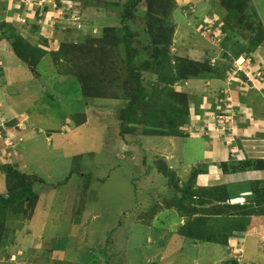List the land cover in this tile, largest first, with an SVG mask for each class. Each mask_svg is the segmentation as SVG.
Returning a JSON list of instances; mask_svg holds the SVG:
<instances>
[{"label": "rangeland", "instance_id": "1", "mask_svg": "<svg viewBox=\"0 0 264 264\" xmlns=\"http://www.w3.org/2000/svg\"><path fill=\"white\" fill-rule=\"evenodd\" d=\"M116 1L125 0H12L0 4L4 12L0 24L11 23L4 27L9 37L0 38V100L20 111L32 106L41 112L39 118L32 115L22 121L23 126L30 122L37 127L36 137L28 135L19 142L24 135L17 136L0 166L3 161L5 166L18 160L23 171L46 182L37 186L40 199L36 206H31L36 197L27 202L31 211L24 217L17 241L13 236L2 245L4 238L0 237V264H264V191L254 190L253 182L246 185L247 190L251 186V195L258 194L257 214H232L227 207L244 204L250 197L228 199L225 210L219 209L225 190L221 192L223 185H217L218 173L234 172L211 167L218 162L208 157L212 165L194 179L195 192L184 193L193 181L192 169L199 166L194 163L201 162L196 160L201 154L204 157V147L209 149L204 138H216L224 129L229 136L223 139L232 147L233 157L257 161V169L251 170H264V125L258 124L264 120V39L246 54L250 40L260 27L264 29V0H246V11L240 10L237 0H143L144 9L135 10L124 21L120 20L123 9L112 5ZM163 2L168 3L167 10L159 9ZM8 6L23 12H16L18 20L7 17ZM229 15H233L230 21ZM154 16L161 19L158 27L170 36L167 48L173 64L176 55L200 59L205 50L212 65L187 70L188 77L174 85L175 91L187 92L196 102L179 127L188 136H151L138 130L122 137L120 113L138 80L130 73L124 37L117 38L114 27L121 34L127 33L124 27L133 33L134 64L144 87L151 89L159 82L147 48L151 37L146 32L151 29L149 23L154 25ZM204 21L220 23L213 30L218 39L208 40L200 34ZM18 33L33 47L67 53V58L58 63L47 56L36 71L19 62L22 66L14 70V76L21 81H14L12 66H7L8 58L5 61L2 55L14 53L10 39L15 40ZM71 45L85 47L88 58L84 55L82 60L74 52L71 56L76 58L69 59ZM147 63L149 67L143 69ZM12 86L19 95L6 91ZM2 109L13 108L6 104ZM219 115L230 117L231 124L217 127ZM9 123L10 130L17 125ZM164 162L177 179L171 181L162 172ZM203 175L207 177L202 182ZM201 186L215 188L219 194L209 206L197 202L196 189ZM173 201L187 207L183 211L189 215H183ZM192 207L195 210L190 211ZM208 207L211 211L206 214L203 211ZM221 210L224 216L219 215ZM229 217L232 225L226 226ZM241 221L243 232L236 228ZM198 223L204 224L203 230L208 227L218 235L224 233L227 244L204 242ZM233 225L236 229L231 231ZM55 253L62 256L55 258Z\"/></svg>", "mask_w": 264, "mask_h": 264}, {"label": "trees", "instance_id": "2", "mask_svg": "<svg viewBox=\"0 0 264 264\" xmlns=\"http://www.w3.org/2000/svg\"><path fill=\"white\" fill-rule=\"evenodd\" d=\"M237 1H238L237 2L238 6L240 5L241 11H244L249 6L246 0H237ZM113 4L115 6L121 7V10L123 9L122 12L120 13V18H121L120 20L122 21L126 20V18L130 19L135 10H138L139 8L144 9L145 7L143 4V0H125L123 2L116 1L112 3V5ZM167 4H168L167 2L165 3L163 2V4L159 5V9L163 8L164 10H167ZM149 9L147 10L148 12L147 15L150 14ZM230 12L234 14V10ZM232 17L233 15L231 16L229 15V21L231 20ZM147 21L149 23L148 19ZM154 21H155L154 25L152 22L149 23L151 25V29H147L146 32L147 36L151 37V43L148 45L147 48L151 54V57L154 58V62H152V64L153 66H155L154 73L155 75L158 76L159 82L155 83L151 87V89L150 87H146L147 89L144 87V85L142 84L143 76L137 70L138 67L134 64L133 47L131 42V36L133 35V33L130 32V30L127 27L126 28L124 27L127 33L121 34L120 30H117L118 28L114 27L115 36L117 38H120L121 36L124 37V41L126 42V50L128 52V64H129L130 73H132V75H135L138 80L134 92H130L127 95L129 101L126 104V106L121 110L120 113L119 126H120V135L122 137H124V135L126 134L129 133L131 134L138 130H140L141 134H148L151 136L152 135L173 136V137H183V136L185 137L186 135L188 136V133H185V131H181L179 127L185 123L186 118L189 116L190 107L195 105L194 107L196 108V102L191 101L187 92L175 91L174 85L183 82V80L188 77L187 70L189 71L195 68H199L200 66L208 67L212 65L210 54L205 50H202V53L200 55L201 57H199L200 59H194L190 56H187V54L184 56L176 55L177 58L176 64H173V61L171 59V53H169V49H168L171 42L170 36H168L167 33H164L161 27H158L159 22L161 21L159 17L154 16ZM202 23H205V21ZM10 24L11 23H6L3 25L0 24V29L1 28L3 29L0 31V38L2 36H5L6 34L9 37V34L6 31V28L4 29V27ZM217 24L220 23L217 22ZM259 30L260 32L257 33V35L254 38H252L248 43V46L246 47L247 50L246 54L251 53L252 50H254L255 48L257 49L260 43L263 41L264 29L260 27ZM15 37H16L15 40L17 41L13 39L10 40H12V46L14 49L13 51L16 58H18L21 62L25 63L33 71H36V67L39 66V64H41L44 58L47 56H50L55 62L58 63L61 62L62 59L67 58L66 57L67 53L57 54L52 51H47L44 48L33 47L29 42L22 41L21 39H23V37L19 33ZM205 38L211 40L210 39L211 37H205ZM71 46L73 50L66 49L67 51H69V55H70L69 59L74 60L76 58V56H71V54H74V52L77 53L78 55H81L80 58L82 60H84V55H86V58H88L89 52L88 50L86 51L85 47L80 48L77 45H71ZM164 47L166 48L168 47V48L166 49ZM63 55L65 56L61 58V56ZM218 62L219 61H217L216 64H218ZM80 63L81 62H79V64ZM149 65L150 63L145 64L143 66V69H146L147 67H149ZM92 71H94V69ZM243 78L246 79L245 77ZM113 81L111 82V84H113ZM4 84L5 83H3V85ZM240 87L241 86H239L238 89ZM239 90L242 89L240 88ZM251 92L253 93V95L255 94L254 90H252ZM85 94L87 95L86 92ZM49 96L52 99H56V97H54L51 94H49ZM256 97H258V94ZM248 99L250 102L253 99L255 103L257 101L254 97L253 99L252 98H248ZM262 103L264 104V101H262ZM250 106L251 104H249L248 107ZM257 108H261V106L259 105ZM198 112L202 113L200 109ZM262 119L264 118L262 117ZM250 160L252 159L241 160V159L232 158L228 161L222 162L221 166L223 167L224 171L230 169L234 173L247 171L256 168L255 163H257V161H254L252 163V161ZM160 169L171 181L177 179L176 172L173 169H170L168 166H166L165 162L162 165H160ZM202 169H204V167L202 166H198L197 168L195 167L192 169L191 180L193 181L187 183L186 185L187 189H184L186 190L184 192L185 195L187 194L189 195L191 191L192 193L195 192L192 189V186L194 184V179H196V177L198 176L199 172H201ZM6 181L8 187L7 194L6 195L0 194V237L4 238L2 240V245H4L5 241H7V239L10 238L9 237L10 229L8 225L11 215L21 217L23 220L24 217L27 216V213L31 211V207H27V202L30 201L33 197H36V201L33 202L32 205L30 204L34 208V206H36V202H38V198L40 199V194L37 191V186L39 184L43 185L46 183L45 179H43L41 176L25 173L24 171L21 170V168L13 167L11 165L9 167V170L6 172ZM253 184H254V190L256 187H258L260 191H264V188H262L261 186L264 185L262 181H256L253 182ZM223 190H225V197L223 200H219V204L223 203L220 205L222 207H220L219 209L225 210V206H227L225 205V203L226 200H228L230 192L226 185L222 186L221 192ZM196 192L199 197L197 202H199L200 204L207 203L208 206L209 204L212 203V201L216 198V196L219 195L218 193H215V188L211 189L204 186L198 187L196 189ZM257 195H258L257 193H255V195L253 194L252 198H250L244 204L238 203L237 205H228L227 207L230 209L232 214L239 212V214L243 216H252L253 214H257L258 211L257 208H259L258 206L261 205L260 202H257L259 200L257 198ZM173 203L178 207L179 211L183 212V215H189L187 212L183 211V210H187V207L177 204L174 201ZM193 210L195 209L192 207L190 211ZM209 211L211 210L208 207V209L204 210L203 212L208 214ZM261 212H264V210L262 209ZM219 215L224 216V211L221 210ZM220 218H224V217H220ZM232 221L233 220H230L229 217L226 218L224 222L227 226V225H232L231 223ZM238 223L239 225L237 224L236 226V228H238L237 230H239V232H243L242 230H244L245 228L243 225V221ZM203 227L204 224L200 225V223H198L196 227L197 231H199L200 229L203 230ZM236 228L233 225L232 227H230V230L233 231ZM218 234L220 233L214 232L210 228L206 227L203 230L202 240L204 242L227 244L225 241L226 239L224 237L225 234L222 232L221 235ZM188 235H190V233H188ZM192 235L193 234H191V236Z\"/></svg>", "mask_w": 264, "mask_h": 264}, {"label": "crops", "instance_id": "3", "mask_svg": "<svg viewBox=\"0 0 264 264\" xmlns=\"http://www.w3.org/2000/svg\"><path fill=\"white\" fill-rule=\"evenodd\" d=\"M2 1H4L7 4L12 2V0H0V4L2 3ZM18 11H20V10H18ZM18 11H15L14 7L12 9V7L8 6L6 8V12L8 14L7 17H11L12 16L13 19L18 20L19 19V15L16 14V12H18ZM20 12L23 13L22 11H20ZM3 14H4V12H0V16H4ZM2 56L5 59V61H6V58H8V61H6V62H8L7 66H12L10 69H12V78H13V80L16 81V82L17 81L20 82L21 80H16L15 79L16 75L14 76V72H15L14 70L16 68H19L18 66H22L19 63L21 61L18 58H16L14 53L13 54L11 53V55L9 56L11 58H9L8 56L6 57L5 54H3ZM7 69H8V67H7ZM1 73H2V75H4L2 70H1ZM16 78H17V76H16ZM6 91L10 95H19L20 94V92L18 90H15L13 86L12 87H7ZM14 91H18V94H16ZM3 93H5V92L3 91ZM3 101H5V100H0V106H1V109H0V122H1V125L2 124H3V126L6 125V128H8V129L12 125L9 122L16 123L15 121H17V123H18V122H22L23 120H25L27 118L29 119L30 117H33L32 115H34V117L38 116V118L40 116L39 113H41V112H36V109H31L32 106L30 108H25V109L20 111L18 109H15L12 106L11 103H8L7 101H5L3 103ZM37 101H39V100H37ZM6 104H8L13 109H2V108H6ZM37 104H40V103L38 102ZM33 105H35V104H33ZM33 108H35V107H33ZM28 111H29V114L27 113ZM35 113H37L38 115H35ZM32 124L33 123L26 122V125L23 126V122H22V129L17 130V131L14 128L15 125H13L12 131H13V133L16 134V137L17 136H21L22 134L24 135L23 140H21V137L19 138V142H24L25 137H28V135H29L30 138H35L36 137L37 127L31 126ZM258 124H260V125L262 124V126H263L264 125V120H258ZM39 131H41V130H39ZM7 132L8 131H3V134H7ZM221 135L222 134H220L216 138L212 137L211 139L208 138V137L204 138V139L208 140V143L210 144L209 145V149L206 150V147L203 148L204 157H202V154H201V156H200L201 159H197L196 160V161H200L201 160V162L200 163H196V164L194 163V165H198L199 164V166H202V167H205L206 169H208V166L212 165L208 161V157L211 158V160H215L216 162L220 163V164L217 163V165H215V166H211V167H214V168L215 167H217V168L220 167L221 163L225 162V161H228L229 158L240 159L237 156L233 157L234 154H232V147L229 145V143H228V146H226L227 141L225 143V140L223 139V135L222 136ZM255 139H257L256 136H254L253 141ZM245 145H248V144H245ZM245 145H243V146H245ZM247 148L249 150V146H245V149H247ZM7 149L9 150V147H7L6 141H4V140L0 141V161L2 159H6L5 155H6ZM241 159H242V157H241ZM13 162L14 163L9 164L10 161H8V164L13 166V167L21 168V164H20V162L18 160L13 161ZM3 163H4V161H3ZM3 163L1 162L3 167L0 166V194L6 195L7 191H8L7 181H6V172L8 171L7 170V165L8 164H5V166H4ZM25 173H27V172H25ZM28 174H30V173H28ZM210 174H212V173H210ZM218 174H220V175H218V177H217L218 179H216L217 182L219 183V184L217 183V185H221V186L222 185H226L228 187L229 192H230L228 199H235V200L245 199L246 200V198H249V197L252 198L253 193L251 195V192H250L251 191V186L249 185L248 186V190H247L246 189V185L251 183V182H256V181H262V183L264 184V170L263 171H254V170L242 171V172H237V173L228 174V175L223 173V171L221 170V172L218 173ZM206 177H207L206 175H203L202 182H203V178H206ZM210 182H213L212 179L210 180ZM227 203H229L228 200H227ZM24 222H25V219L22 220L21 217H17V216H12L11 215V217L9 219V225H8V227L10 229L9 230V237L10 238L14 236V238L16 240L17 235H19V233H23L22 230L24 229ZM11 233L14 234V235H12ZM52 256L56 258L57 256H60V255L55 253V254H52ZM61 256H62V254H61Z\"/></svg>", "mask_w": 264, "mask_h": 264}, {"label": "built area", "instance_id": "4", "mask_svg": "<svg viewBox=\"0 0 264 264\" xmlns=\"http://www.w3.org/2000/svg\"><path fill=\"white\" fill-rule=\"evenodd\" d=\"M214 28H215V22L214 21H213V23L211 21V23H209V24H207V25H205L203 27H200V29L202 30V35H204L206 37H211L210 38L211 40L216 39V38L218 39L217 32L213 31ZM223 119H221V124H219V125H222L223 123H225L227 121L226 118L224 120ZM5 141L7 142V146H10V147H14L15 146L16 142H15V139H14L13 135H7L5 137Z\"/></svg>", "mask_w": 264, "mask_h": 264}, {"label": "clouds", "instance_id": "5", "mask_svg": "<svg viewBox=\"0 0 264 264\" xmlns=\"http://www.w3.org/2000/svg\"><path fill=\"white\" fill-rule=\"evenodd\" d=\"M204 24V23H203ZM207 23H205V25H206ZM217 24V22L215 23V25ZM205 25H201L200 27H203V26H205ZM199 32H200V34L202 35V30L199 28ZM202 36H204V35H202ZM204 37H206V36H204ZM243 59V58H242ZM251 87L253 88V85H251ZM219 117H221L220 115H219ZM226 117V116H225ZM230 118V117H229ZM229 118H227L226 117V119H227V121L225 122V123H228L226 126H228V125H230L231 123H230V120H229ZM221 119H223V118H220L219 120H221ZM225 119V118H224ZM24 121V120H23ZM233 121H234V119H233ZM224 124V123H223ZM2 126H3V124H2ZM5 129H3V130H0V139L2 138L4 141H5V137L7 136V135H13V134H11V132L10 131H12V130H10V129H8V128H6L5 127V125L3 126ZM217 127H219V124H217ZM14 128H15V130L17 131V130H20V129H22V125L21 124H19V123H17V125L16 126H14ZM13 129V128H12ZM3 131H8L7 132V134H3ZM226 131V129H224V132H222V135H228L229 136V134H227V132H225ZM219 135L221 134V131H219V133H218ZM232 135V134H231ZM14 136V135H13ZM14 139H15V141H16V136H14Z\"/></svg>", "mask_w": 264, "mask_h": 264}, {"label": "bare ground", "instance_id": "6", "mask_svg": "<svg viewBox=\"0 0 264 264\" xmlns=\"http://www.w3.org/2000/svg\"><path fill=\"white\" fill-rule=\"evenodd\" d=\"M10 148V146H8Z\"/></svg>", "mask_w": 264, "mask_h": 264}]
</instances>
